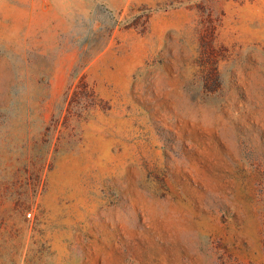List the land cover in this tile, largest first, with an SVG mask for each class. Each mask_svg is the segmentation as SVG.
I'll list each match as a JSON object with an SVG mask.
<instances>
[{
	"label": "rangeland",
	"instance_id": "rangeland-1",
	"mask_svg": "<svg viewBox=\"0 0 264 264\" xmlns=\"http://www.w3.org/2000/svg\"><path fill=\"white\" fill-rule=\"evenodd\" d=\"M0 264H264V0H0Z\"/></svg>",
	"mask_w": 264,
	"mask_h": 264
}]
</instances>
